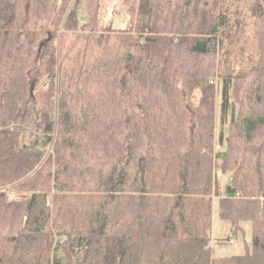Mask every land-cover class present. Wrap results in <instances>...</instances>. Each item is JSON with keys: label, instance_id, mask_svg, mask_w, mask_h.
I'll return each instance as SVG.
<instances>
[{"label": "trees", "instance_id": "obj_1", "mask_svg": "<svg viewBox=\"0 0 264 264\" xmlns=\"http://www.w3.org/2000/svg\"><path fill=\"white\" fill-rule=\"evenodd\" d=\"M118 1L0 0V264H264V0Z\"/></svg>", "mask_w": 264, "mask_h": 264}, {"label": "rangeland", "instance_id": "obj_2", "mask_svg": "<svg viewBox=\"0 0 264 264\" xmlns=\"http://www.w3.org/2000/svg\"><path fill=\"white\" fill-rule=\"evenodd\" d=\"M119 4L118 0H104V14L105 16L111 17V11L114 6H117ZM86 11L85 9L82 10V19L85 18ZM47 82V80L42 79L40 82L37 84V88H42L41 85L42 83ZM35 120L33 116L30 114L28 115V121L24 125L21 126V131H22V146L23 147H31L34 144L39 142V133L36 131L35 128ZM19 121H16L13 125L18 126ZM219 129V126H218ZM218 131V130H217ZM218 134V133H217ZM216 158L219 159V154L222 152V147L220 141L217 139L216 140ZM229 224L226 222H220L217 218L214 220V228H213V241H212V246H213V251L214 255L216 256H221V255H226V254H231V253H236V252H241L244 248V242L241 240L239 241L236 239L233 235L230 236L229 239H223L221 237H225L226 235L229 234Z\"/></svg>", "mask_w": 264, "mask_h": 264}, {"label": "built area", "instance_id": "obj_3", "mask_svg": "<svg viewBox=\"0 0 264 264\" xmlns=\"http://www.w3.org/2000/svg\"><path fill=\"white\" fill-rule=\"evenodd\" d=\"M47 85H48V83H47V82H44V83H42L41 87H42V88H46Z\"/></svg>", "mask_w": 264, "mask_h": 264}]
</instances>
